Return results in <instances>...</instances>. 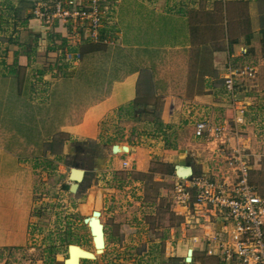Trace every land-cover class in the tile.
Returning <instances> with one entry per match:
<instances>
[{
    "label": "rangeland",
    "instance_id": "rangeland-1",
    "mask_svg": "<svg viewBox=\"0 0 264 264\" xmlns=\"http://www.w3.org/2000/svg\"><path fill=\"white\" fill-rule=\"evenodd\" d=\"M97 1L98 12L106 21L117 12L127 21L124 10L131 7L130 0ZM162 1V8L172 19L173 38L179 31V37L186 36L189 41V68L199 74V83L208 80L209 55L226 51L223 78L214 81L217 93L231 108L226 114L229 122L221 125L224 136L236 145L250 144V150L264 154V0ZM89 2L0 0V165L4 161L18 165V171L12 172L16 176L20 172L32 198L27 244L0 249V264H64L70 245L94 252L90 224L94 210L101 212L106 248L95 261L81 264H178L167 258L165 243L174 229L176 236L171 243L176 248L173 240L179 237L177 229L184 221L173 211L179 183L175 169L153 158L150 169L140 172L124 166L125 159L120 156L121 166H115L113 158L119 155L116 147L124 142L136 147H153L160 142L167 150L175 148L177 134L185 129L190 133L189 121L182 119L175 127L166 128L160 124L157 106L144 107L146 95L133 110L107 117L101 123L98 140L74 139L57 132L54 124L57 110H62L58 109L62 106L58 99L66 94L61 92L63 86L79 67L85 68L82 64L87 48L82 46L80 62L71 53L73 43L66 41L52 50L40 40L44 36L55 38L51 24L60 3L63 11L72 13L75 8L86 9ZM68 20L70 24L74 19ZM222 22L229 42L220 37L223 33L218 24ZM39 24L44 32H39ZM46 25L49 27L44 30ZM236 48L235 55L230 54ZM66 53L74 58H66ZM20 57H26L27 62ZM246 67L250 69L241 73ZM83 69L77 75L84 76ZM231 72L235 74V99L225 88ZM237 116H243L244 122L235 121ZM226 143L229 141L223 145ZM262 165L254 171L253 180L264 195V156ZM187 166H191L189 161ZM72 169L86 173L75 193L69 191Z\"/></svg>",
    "mask_w": 264,
    "mask_h": 264
},
{
    "label": "crops",
    "instance_id": "crops-1",
    "mask_svg": "<svg viewBox=\"0 0 264 264\" xmlns=\"http://www.w3.org/2000/svg\"><path fill=\"white\" fill-rule=\"evenodd\" d=\"M130 3L131 7L124 10L127 21L117 12L110 22L106 21L98 42H90L77 36V31L74 30V25L77 24L75 20L70 24L68 22L66 26L55 20L51 24L55 38L44 36L40 40L41 45L47 44L52 50L58 44L71 42L73 55H81L82 46L87 48L82 64L85 68L79 67L75 71L73 79L61 91L66 94L58 99L62 103L58 109L62 110H57L58 120L54 122L57 132L78 140H98L101 123L107 117L123 113L121 110H133L139 99L147 95L148 101L144 107L159 108L162 120L160 124L170 128L180 124L182 119L188 120V125H192L191 135L189 132L187 134L186 129L180 131L175 139L176 147L168 150L160 142L153 147L121 143L116 147L119 155L113 158L115 166H121L118 159L120 156L125 159L122 163H128L131 169L135 167L140 172H147L153 158H156L175 170L178 166H187L189 161V167L196 176L223 175L229 170L225 156H231L238 145L233 143L232 138L227 139L224 135L219 138L208 135L197 138L195 125L203 120L214 126L229 122L226 114L227 109L231 108L227 100L217 93V86L214 84L215 80L223 78L221 74L226 69V51L218 50L209 55L210 74L205 76L208 80H201L199 83V74L189 68L192 56L188 52L191 48L189 41L186 36L179 37V31L176 33L177 38H173L174 28L170 25L172 19L165 8H162L163 1L130 0ZM122 5L123 1L119 6ZM113 7L115 9L116 5L113 4ZM223 24L224 22L218 24L223 33L220 37L222 41L229 42V33L227 29H222ZM41 27L39 24V32H44ZM48 27L46 25L44 30ZM91 47L92 50L88 51ZM236 50L237 48L230 54L235 55ZM81 57L79 61L82 60ZM20 60L27 62L28 59L20 57ZM163 67H166V71L162 70ZM81 68L84 76L81 73L77 75ZM226 141L229 143L223 145ZM240 146L250 166L251 182L259 189L253 176L254 171L262 168L264 154L250 150V144L249 147ZM18 169V165L12 161H4L0 165V194L3 193V198L0 195V249L23 247L27 244L32 198L29 186L23 182L20 172L18 176L12 172H17ZM173 206V211L183 216L184 221L177 229L179 237L173 240L177 243L176 248L173 249L171 243L176 230L171 231L165 242L167 258L178 264H236L225 262L210 239L217 233L220 222H211L212 218L191 205L178 204L175 196Z\"/></svg>",
    "mask_w": 264,
    "mask_h": 264
},
{
    "label": "built area",
    "instance_id": "built-area-1",
    "mask_svg": "<svg viewBox=\"0 0 264 264\" xmlns=\"http://www.w3.org/2000/svg\"><path fill=\"white\" fill-rule=\"evenodd\" d=\"M97 2L91 0L86 9L75 8L72 13L63 11L60 3L52 22L56 18L58 24L66 26L68 19H74L77 22L74 25L77 36L98 42L107 19L98 12ZM74 56H77L76 60L80 59L79 54ZM67 57L71 60L74 58L68 53ZM247 69L250 68H241L240 72L245 73ZM234 75L231 72L225 79L226 92L231 99H235L237 94ZM235 121L243 123V116H237ZM207 135L219 138L225 135V128L205 120L197 122L195 136L204 138ZM225 157L229 170L223 175H192L188 179H178L176 202L197 208L212 218L211 222H220L217 233L210 239L225 262L264 264V195L251 182L250 166L240 145L233 149L231 156ZM124 166L129 167L128 163H124Z\"/></svg>",
    "mask_w": 264,
    "mask_h": 264
},
{
    "label": "water",
    "instance_id": "water-1",
    "mask_svg": "<svg viewBox=\"0 0 264 264\" xmlns=\"http://www.w3.org/2000/svg\"><path fill=\"white\" fill-rule=\"evenodd\" d=\"M85 171L81 169H72L70 172V180L73 182L69 191L75 193L80 184L84 181ZM178 179H188L193 175V170L189 166H178L175 170ZM91 237L96 247L95 251L83 250L78 245H70L68 248V258L64 264H81L82 261H95L98 255H102L106 248L104 225L101 222V212L94 210L91 213ZM191 252L189 253V255Z\"/></svg>",
    "mask_w": 264,
    "mask_h": 264
},
{
    "label": "bare ground",
    "instance_id": "bare-ground-1",
    "mask_svg": "<svg viewBox=\"0 0 264 264\" xmlns=\"http://www.w3.org/2000/svg\"><path fill=\"white\" fill-rule=\"evenodd\" d=\"M93 200H94V199H93ZM93 204H94V202L91 201L90 205H93ZM94 207H95V205H94ZM92 210H93V209H92ZM90 211H91V210H90ZM90 213H92V212H90Z\"/></svg>",
    "mask_w": 264,
    "mask_h": 264
}]
</instances>
